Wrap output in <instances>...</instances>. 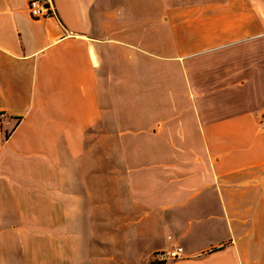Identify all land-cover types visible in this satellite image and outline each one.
Here are the masks:
<instances>
[{
	"label": "crops",
	"instance_id": "0c3cea01",
	"mask_svg": "<svg viewBox=\"0 0 264 264\" xmlns=\"http://www.w3.org/2000/svg\"><path fill=\"white\" fill-rule=\"evenodd\" d=\"M29 1L0 0V206L50 187L54 247L0 264H76L82 213L83 264H264V0Z\"/></svg>",
	"mask_w": 264,
	"mask_h": 264
},
{
	"label": "rangeland",
	"instance_id": "374dc122",
	"mask_svg": "<svg viewBox=\"0 0 264 264\" xmlns=\"http://www.w3.org/2000/svg\"><path fill=\"white\" fill-rule=\"evenodd\" d=\"M161 57L157 56V59H160ZM157 85V90L161 91V86ZM148 136L147 132H140V131H124L123 133V139L125 140H133V139H146ZM119 138V136H118ZM107 139L108 141H114L117 139V133L108 131L107 133ZM115 148H108L107 154L108 156L115 155L116 153ZM99 154V149H93V152H96ZM115 165L112 163H109V170L114 169ZM50 182V181H49ZM29 192V191H28ZM30 201L32 203L29 205L28 211H16L14 210L13 205H10V203L2 204L0 206V221L2 223H12L14 224H20L25 221H33L38 223H43L45 226H36V227H0V253H7L11 251H28L31 253L35 252H52L54 247V239H53V228L50 226L51 221L53 219V210L51 205V188L45 187L43 190V198L42 203L38 205L35 204V197L32 199L30 197ZM114 213L109 212V215H112ZM116 218V217H115ZM76 222L78 223L77 229V236L74 237L73 232L69 233L70 238L68 239L69 247L71 248V254L76 255L78 253V259L76 264H83L84 260V254L86 251V243L88 234L84 229V222H87L88 218L87 216L82 213L76 215ZM110 220V216H109ZM71 223L73 222V219H70ZM90 221V219H89ZM72 230V229H71ZM66 244V246H68ZM75 248L77 251L73 250ZM108 253H115L114 248L109 247ZM147 252L143 250L141 252V260L146 261ZM123 262L126 263L124 260ZM109 264H121L120 256L116 257L115 260L109 261Z\"/></svg>",
	"mask_w": 264,
	"mask_h": 264
},
{
	"label": "built area",
	"instance_id": "2783aa9c",
	"mask_svg": "<svg viewBox=\"0 0 264 264\" xmlns=\"http://www.w3.org/2000/svg\"><path fill=\"white\" fill-rule=\"evenodd\" d=\"M49 0H30L29 1V10L31 14L35 17H42L48 12H53L54 9H50V4L47 3ZM264 127V120L262 122ZM184 254V248L182 246L176 247L171 250L157 251L153 255V260L157 263H166L168 261L178 259Z\"/></svg>",
	"mask_w": 264,
	"mask_h": 264
},
{
	"label": "trees",
	"instance_id": "16d2710c",
	"mask_svg": "<svg viewBox=\"0 0 264 264\" xmlns=\"http://www.w3.org/2000/svg\"><path fill=\"white\" fill-rule=\"evenodd\" d=\"M7 136H8V134H7ZM153 264H159V263H157V262L153 261Z\"/></svg>",
	"mask_w": 264,
	"mask_h": 264
}]
</instances>
